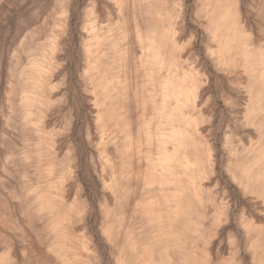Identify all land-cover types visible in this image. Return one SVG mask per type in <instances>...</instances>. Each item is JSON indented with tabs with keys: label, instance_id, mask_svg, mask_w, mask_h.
<instances>
[{
	"label": "rangeland",
	"instance_id": "374dc122",
	"mask_svg": "<svg viewBox=\"0 0 264 264\" xmlns=\"http://www.w3.org/2000/svg\"><path fill=\"white\" fill-rule=\"evenodd\" d=\"M59 1L0 0V264H264L257 249L264 245V0H236L242 34L252 32L253 39L242 35L247 40L229 53V65L227 59L218 62L217 41L200 14L210 0H164L166 11L177 10L176 45L161 48L164 62L155 66L147 43L159 28L149 30L153 22H147L146 5L63 0L69 3L66 13ZM92 37L101 49L95 69L85 52ZM174 51L179 58H171ZM232 61L239 68L231 69ZM36 74L37 84L31 82ZM99 76L109 96L92 85ZM178 82L188 92L182 91L179 110L168 116L164 91ZM171 129L182 131L184 138H170ZM231 166L246 168L247 176L237 177ZM193 185L195 194L189 189ZM176 189L183 204L171 217L179 206ZM41 195L49 197V208L40 205Z\"/></svg>",
	"mask_w": 264,
	"mask_h": 264
},
{
	"label": "bare ground",
	"instance_id": "6f19581e",
	"mask_svg": "<svg viewBox=\"0 0 264 264\" xmlns=\"http://www.w3.org/2000/svg\"><path fill=\"white\" fill-rule=\"evenodd\" d=\"M72 1V0H71ZM94 1V0H93ZM106 1H110V0H106ZM132 1V0H131ZM133 1H138V2H141L142 4H144V5H146V7L147 8H144V9H146V16H147V22H148V24L152 21L153 23H152V25H153V28L151 27L152 25H150L149 27H151V28H149V30H154V31H157V29L159 28V30L156 32V34L154 33H152L157 39H158V44L156 43V42H153V40H154V36H148V43H147V47L149 48V50L150 51H152L150 54H151V56H150V58H151V62H153V64H154V66L156 65V63H158V65L161 63V65H162V63L164 62V57L162 56V54H160V53H162V49L161 48H164L165 49V47L167 46V45H170L171 47L172 46H175L176 45V38H175V36L176 35H174L175 33H173L172 32V26L174 25V24H176L177 25V23H178V21H173L174 19H175V17L177 16V10H172L171 8L169 9V11L167 10H165V4L163 3V1L164 0H133ZM174 1V0H173ZM238 1V0H237ZM251 1H253V0H251ZM75 2V1H74ZM90 2V1H89ZM101 1H99V3H100ZM112 2H114L113 0H112ZM116 2L118 3V4H120V2L119 1H117L116 0ZM121 2H122V0H121ZM123 2H125L124 0H123ZM241 2V1H240ZM239 2V3H240ZM72 3V2H71ZM95 3V1L93 2V4ZM97 3V2H96ZM111 3V2H110ZM109 3V4H110ZM127 3L128 2H126V4L125 5H127ZM207 3V2H206ZM238 3V2H237ZM250 3V2H249ZM254 3V2H253ZM69 4V3H68ZM68 4L66 5V4H64L63 3V0H60L59 1V5H58V7H59V10H61V12H63V11H65V8L64 7H66V6H68ZM90 4H91V2H90ZM89 4V5H90ZM104 4V3H103ZM102 4V2L100 3V5H103ZM106 4V3H105ZM122 4V3H121ZM242 4H244V3H242ZM241 4V5H242ZM66 5V6H65ZM115 5V4H114ZM114 5H112L113 7H115ZM132 5V4H131ZM170 5V4H169ZM195 5V4H194ZM238 5V4H237ZM251 5V4H250ZM189 6V5H188ZM244 6V9H246L245 7H247V6H245V5H243ZM254 6V5H253ZM253 6H252V8L250 7V10L252 11L253 10ZM93 7V6H92ZM105 7V6H104ZM103 7V8H104ZM112 7V10L114 9ZM118 7V5L116 6V8ZM237 7V8H236ZM255 7V6H254ZM91 8V7H90ZM107 8H108V6H107ZM118 8H120V7H118ZM109 9V8H108ZM133 9V8H132ZM131 9V10H132ZM137 9V8H136ZM141 9H143V8H141ZM168 9V8H167ZM188 9V8H187ZM237 9H238V6H236V0H210V2L207 4V5H205V8H203V10H201V16L202 17H204L205 18V27L209 30V31H211V33L213 34V37L216 39V41H217V44H218V54H217V56H218V62H221L222 60H226L227 59V61L225 62V64L227 63H229L230 61H228V59H231L230 58V55H229V53L230 52H232L233 51V53H234V50L236 49V47H240V49H241V46L243 45L242 43L240 44V42H242V41H245V40H247V39H244L243 38V36H246V37H249V36H251V34H252V32H250L251 34L250 35H248V34H246V35H243L242 34V31H241V29H240V25H239V18L240 17H238L239 16V12L240 11H237ZM239 9H241V8H239ZM58 10V11H59ZM90 10H91V12H90ZM89 10V12L90 13H92L93 14V11H95V10H93L92 11V8ZM117 10V9H116ZM122 10V9H121ZM101 11V10H100ZM109 11H110V9H109ZM119 11V10H118ZM246 11L247 10H245L244 12L246 13ZM66 12V11H65ZM67 12H70V10L69 11H67ZM66 12V13H67ZM88 12V13H89ZM96 12H97V9H96ZM103 12V11H102ZM107 12V11H106ZM113 12H115V11H113ZM133 12H134V14H135V11H132V14H133ZM145 12V10L143 11V14H145L144 13ZM237 12H238V16H237ZM252 12H254V11H252ZM109 13V12H108ZM121 13V12H120ZM250 13V12H249ZM256 13V12H255ZM63 14H65V13H63ZM137 14V13H136ZM251 14V13H250ZM66 15V14H65ZM65 15L63 16V21H62V24L60 23V25H61V28H62V26H64V24H65V19H66V17H65ZM69 15V14H68ZM106 15H109V14H106ZM112 15V14H111ZM116 15V14H115ZM122 15V14H121ZM62 16V15H61ZM126 16H127V14H126ZM134 16V15H133ZM137 16V15H136ZM141 16V15H140ZM186 16V15H185ZM184 16V17H185ZM190 16V15H189ZM244 16V15H243ZM252 17H253V15H251ZM118 17V16H117ZM183 17V18H184ZM237 17H238V19H237ZM44 18V17H43ZM59 18V17H58ZM68 18V17H67ZM108 18V17H107ZM124 18V17H123ZM134 18V17H133ZM190 18V17H189ZM255 18H257V17H255ZM46 17H45V22H46ZM61 19V18H60ZM138 19V18H137ZM257 19H259V18H257ZM58 20V19H57ZM124 20V19H123ZM122 20V21H123ZM144 20H146V19H144ZM244 20V19H243ZM253 20V19H252ZM256 20V19H255ZM255 20H253V22H255ZM40 21H42V20H40ZM121 21V22H122ZM124 21H126V20H124ZM132 21H133V19H132ZM134 21H136V19L134 20ZM259 21H261V19L259 20ZM60 22H61V20H60ZM127 22V21H126ZM47 23V22H46ZM55 23V22H54ZM130 23V22H129ZM134 23V22H133ZM141 23H142V20H141ZM144 23H146V22H144ZM187 23V22H186ZM191 23V22H190ZM242 23H244V22H242ZM257 23H260V22H255V24H256V26H257ZM40 24V23H39ZM56 24V23H55ZM58 24H59V22H58ZM69 24V23H68ZM136 24V23H135ZM135 24H134V26H135ZM249 24V23H248ZM59 25V26H60ZM129 25V24H128ZM144 25V24H143ZM193 25V24H192ZM242 25V24H241ZM262 28H263V26L261 25V24H259ZM45 26V25H44ZM66 26V25H65ZM68 26H70V25H68ZM123 26V25H122ZM137 26V25H136ZM136 26H135V28H136ZM139 26V25H138ZM142 26V25H141ZM140 26V27H141ZM259 26V27H260ZM34 27V26H33ZM39 27H41V26H38V28ZM43 27V26H42ZM127 28H128V26H126ZM144 28H145V25L143 26ZM249 27H250V24H249ZM254 28V30L255 29H260V28ZM35 28V27H34ZM89 28V27H88ZM91 29H92V26L90 27ZM130 28V27H129ZM139 28V27H138ZM46 29V28H45ZM65 29V28H64ZM72 29V28H71ZM94 29V28H93ZM122 29H123V27H122ZM249 29V28H248ZM61 30V29H60ZM68 30V29H67ZM70 30V29H69ZM139 30V29H138ZM245 30H247V29H245ZM32 31H34V30H32ZM36 31H39V30H36ZM42 31V30H41ZM71 31V30H70ZM69 31V32H70ZM129 31V30H128ZM128 31H126V32H128ZM135 31H137V30H135ZM140 31V30H139ZM148 31V30H147ZM243 31H244V29H243ZM250 31H251V29H250ZM29 32H31L30 30H29ZM53 32V31H52ZM65 32V31H64ZM245 32V31H244ZM27 33V32H26ZM45 33V32H44ZM43 33V34H44ZM138 33H140V32H138ZM178 33V32H177ZM120 34H122L123 35V33H120ZM131 34V33H130ZM211 34V35H212ZM36 35V34H35ZM64 35V34H63ZM91 35H93V34H91ZM178 35H180V34H178ZM243 35V36H242ZM248 35V36H247ZM26 36V35H25ZM40 36V35H39ZM43 36V35H42ZM64 36H66V35H64ZM68 36V35H67ZM86 36V35H85ZM94 36V35H93ZM95 36H97V35H95ZM127 36V35H126ZM31 37V36H30ZM41 37V36H40ZM51 37V36H50ZM99 37V36H98ZM254 37H256V36H254ZM258 37V36H257ZM49 38V37H48ZM47 38V39H48ZM68 38V37H67ZM94 37H92L91 39H89L87 42H86V44H85V52H86V56H87V61L88 62H90V65H89V67H91V68H93V69H95V67H94V65L96 66L97 65V61H98V53H99V49H98V44H100V42H97L98 40H94L93 39ZM97 38V37H96ZM100 39L102 38V35L99 37ZM129 38V37H128ZM155 38V39H156ZM242 38H243V40H242ZM250 38H252V36L250 37ZM46 39V40H47ZM50 39V38H49ZM63 39V38H62ZM98 39V38H97ZM130 39V38H129ZM156 39V40H157ZM253 39V38H252ZM251 39V40H252ZM24 40V39H23ZM126 40V39H125ZM181 40V39H180ZM186 40V39H185ZM242 40V41H241ZM248 40H250L249 38H248ZM260 40V39H259ZM261 40H263V39H261ZM126 41H128V40H126ZM130 41H131V39H130ZM258 41V40H257ZM23 42V41H22ZM28 42V41H27ZM45 42V41H44ZM43 42V43H44ZM181 42H183V41H181ZM193 42V41H192ZM46 43V42H45ZM128 43H129V41H128ZM144 43V42H143ZM244 43V42H243ZM23 44H25V43H23ZM94 44H96V45H94ZM125 44H126V42H125ZM208 44V43H207ZM245 44V43H244ZM248 44V43H247ZM257 44V43H256ZM29 45V44H28ZM32 45V44H31ZM144 45V44H143ZM156 45H158V46H156ZM188 45V44H187ZM239 45V46H238ZM248 45H250V42H249V44ZM26 46V45H25ZM181 46V45H180ZM189 46V45H188ZM187 46V47H188ZM263 46V45H262ZM116 47V46H115ZM169 47V46H168ZM187 47H185V49L187 48ZM243 47V46H242ZM247 47V46H246ZM250 47V46H249ZM111 48V47H110ZM180 48H182V47H180ZM184 48V47H183ZM245 48V47H244ZM102 49H104V48H102ZM132 49V48H131ZM143 49V48H142ZM167 49V48H166ZM172 49H173V47H172ZM184 49V51H186ZM198 49V48H197ZM250 49V48H249ZM253 50H256L255 49V47L253 46V48H252ZM259 50H261V48H258ZM257 49V50H258ZM19 50V49H18ZM101 50V49H100ZM124 50H125V48H124ZM171 50V49H170ZM180 50V49H179ZM182 50V49H181ZM258 50V51H259ZM262 50H263V48H262ZM21 51V50H20ZM24 51V50H23ZM144 51V50H143ZM249 51V50H248ZM250 51H252V50H250ZM249 51V52H250ZM19 52V51H18ZM121 52H122V49H121ZM146 52H148V51H146ZM182 52V51H181ZM213 52H215V51H213ZM236 52V51H235ZM242 52V51H241ZM245 52V51H244ZM253 52V51H252ZM21 53V52H20ZM101 53V52H100ZM126 53V52H125ZM141 53H142V51H141ZM192 53V52H191ZM246 53H248V52H246ZM246 53H244V56H245V54ZM251 53V52H250ZM259 53V55L262 53V51H260V52H258ZM258 53H257V55H258ZM103 54H104V51H103ZM127 54H128V52H127ZM135 54H136V52H135ZM148 54V53H147ZM149 54V55H150ZM182 54V53H181ZM187 54V53H186ZM190 54V53H189ZM199 54V53H198ZM142 54H140L139 56H141ZM148 55V56H149ZM250 55V54H249ZM258 55V56H259ZM262 55H263V53H262ZM103 56H105V55H103ZM127 56V55H126ZM169 56V55H168ZM185 56V55H184ZM194 56V55H193ZM228 56H229V58H228ZM234 56V55H233ZM257 56V57H258ZM107 57V56H106ZM176 57H178L179 58V53H177L176 51H174V52H172V56H171V58L172 59H175ZM246 57H248V56H246ZM253 57H255L254 55L252 56V58ZM14 58V57H13ZM23 58V57H22ZM202 58V57H201ZM259 58V57H258ZM263 58V57H262ZM12 59V58H11ZM102 59V58H101ZM106 59V58H105ZM171 59V60H172ZM181 59V58H180ZM179 59V60H180ZM247 59V58H246ZM250 59V58H249ZM249 59H247V60H249ZM23 60H24V58H23ZM124 60H125V58H124ZM168 60V59H167ZM211 60V59H210ZM243 60H245V58L243 59ZM253 59H251V60H249V61H252ZM257 60V59H256ZM263 60V59H262ZM48 60H46V62H47ZM140 61V60H139ZM147 61H149V60H147ZM163 61V62H162ZM175 61H177V59L175 60ZM249 61H248V63H249ZM259 61H261V60H259ZM11 62V61H10ZM144 62H146V61H144ZM150 62V61H149ZM190 62V61H189ZM205 62V61H204ZM243 62V61H242ZM241 62V63H242ZM232 63H233V61H232ZM231 63V65H233L234 67L233 68H231V69H236V66H237V68H239V66L236 64V63H233L232 64ZM245 64H246V62H244ZM9 64V63H8ZM128 64V63H127ZM142 64H143V62H142ZM145 64V63H144ZM205 64H206V62H205ZM215 64H218V63H215ZM214 64V65H215ZM230 64V63H229ZM228 64V65H229ZM250 64V63H249ZM249 64H246V65H249ZM150 65H151V63H150ZM160 65V66H161ZM171 65V64H170ZM175 65V64H174ZM177 65V64H176ZM230 65V67H232ZM244 65V64H243ZM242 65V66H243ZM12 66V65H11ZM42 66V65H41ZM133 66V65H132ZM149 66V65H148ZM153 65H152V67L151 68H155ZM253 66V65H252ZM262 66V65H261ZM144 67V66H143ZM157 67V66H156ZM162 67V66H161ZM182 67H183V65H182ZM223 67V66H222ZM227 67V66H226ZM243 67H246L247 68V66H243ZM242 67V68H243ZM250 67H251V65H250ZM264 66H262V68H263ZM47 68V67H46ZM148 68V67H147ZM158 68V67H157ZM160 68V67H159ZM200 68V67H199ZM211 68V67H210ZM218 68H221V67H218ZM228 68V67H227ZM242 68H240V69H242ZM178 69V68H177ZM185 69H186V66H185ZM189 68H187V70H188ZM225 69V68H224ZM248 69H249V67H248ZM254 69V68H253ZM140 70V69H139ZM150 70V69H149ZM148 70V71H149ZM152 70H154V69H152ZM151 70V71H152ZM162 70V69H161ZM171 70V69H170ZM170 70H167V72H166V77H167V80L168 81H170V75H172V74H169V72H170ZM226 70V69H225ZM228 70H229V68H228ZM227 70V71H228ZM233 70V71H234ZM255 70V69H254ZM11 71V70H10ZM61 71H62V69H61ZM156 71V70H155ZM183 71V70H182ZM198 71V70H197ZM217 71V70H216ZM221 71V70H220ZM232 71V70H231ZM242 71V70H241ZM7 72V71H6ZM131 72V71H130ZM157 72V71H156ZM184 72V71H183ZM189 72H190V70H189ZM204 72V71H203ZM235 72V71H234ZM237 72V71H236ZM235 72V73H236ZM264 72V71H263ZM52 73V72H51ZM61 73V72H60ZM151 73V72H150ZM198 73V72H197ZM226 73V72H225ZM244 73L246 74V72L244 71ZM244 73H241L242 74V76H244V77H246L245 76V74ZM247 73H249L248 71H247ZM10 74V73H9ZM39 74H41V73H39ZM39 74H36V75H34V76H31V82H33V83H35V84H37L38 83V81H39ZM125 74H126V72H125ZM143 74H144V71H143ZM147 74H148V72H147ZM146 74V75H147ZM156 74V73H155ZM158 74V73H157ZM228 74V73H227ZM241 74H240V76H241ZM250 74V73H249ZM120 75V74H119ZM131 75V74H130ZM149 75V74H148ZM158 75H161L160 73L158 74ZM200 75V74H199ZM205 75V74H204ZM237 75V74H236ZM239 75V74H238ZM264 75V74H263ZM13 76V75H12ZM12 76H10V77H12ZM121 76V75H120ZM136 76V75H135ZM209 76V75H208ZM232 76V75H231ZM235 76V75H234ZM240 76L239 77H236V78H240ZM24 77V76H23ZM87 77V76H86ZM85 77V78H86ZM149 76H147L146 78H148ZM160 77V76H159ZM165 77V76H164ZM163 77V78H164ZM244 77L242 78V80L244 79ZM104 77L103 76H99V77H96V80H92V82H93V86L97 89V91L99 92V93H103V95L104 96H109L111 93H110V91H109V86H108V84H107V82L103 79ZM154 78V77H153ZM185 78V77H184ZM183 78V79H184ZM203 78H204V76H203ZM233 78V77H232ZM235 78V77H234ZM259 78H261V77H259ZM7 79V78H6ZM9 80H10V78H8ZM15 79V78H14ZM157 79H159V78H157ZM192 79V78H191ZM194 79H196V78H194ZM241 79V78H240ZM246 79V78H245ZM13 80V79H12ZM148 80V79H147ZM179 80H180V78H179ZM198 80H200V79H198ZM205 80V79H204ZM204 80H202V81H204ZM232 80H234V79H232ZM232 80L230 81V82H232ZM241 80V81H242ZM15 81V80H14ZM44 81V80H43ZM158 81V80H157ZM160 81H161V79H160ZM173 81V80H172ZM177 81V80H176ZM187 81H189L190 82V80H187ZM194 81V80H193ZM209 81V80H208ZM236 81V80H235ZM246 81V80H245ZM8 82H10V81H8ZM50 82V81H49ZM153 82V81H152ZM151 82V83H152ZM222 82V81H221ZM239 82H240V80H239ZM258 82V81H257ZM45 83H46V81H45ZM150 83V84H151ZM245 83V82H244ZM262 84H263V82H261ZM11 84H13V83H11ZM160 84V83H159ZM163 84V83H162ZM186 84V83H185ZM193 84V83H192ZM204 84V83H203ZM234 84V83H233ZM242 84V83H241ZM247 85H248V83H246ZM245 84V85H246ZM7 85V87H8V84H6ZM15 85V84H14ZM166 85H167V83H166ZM211 85V84H210ZM12 86V85H11ZM162 86V85H161ZM174 86V85H173ZM190 86V85H189ZM193 86V85H192ZM215 86V85H214ZM239 86V85H238ZM241 86V85H240ZM244 86V85H243ZM165 87V86H164ZM195 87H197V86H195ZM237 87V86H236ZM12 88V87H11ZM131 88V87H130ZM155 88V87H154ZM160 88H162V87H160ZM229 88H231V87H229ZM233 88V87H232ZM246 88V87H245ZM149 89H150V87H149ZM165 89V88H164ZM174 90H165L164 91V95H165V99H164V101H163V103H162V105H163V110L165 111V113L169 116V115H171V114H174L175 113V110H179V107H180V105H181V103H179L178 101H179V98L181 99L182 97H180L181 96V94H182V91L183 90H185V91H187V88L185 87V89H184V83L183 84H181L180 82H178V83H176V88H173ZM204 89H205V87H204ZM241 89V88H240ZM244 89V88H243ZM242 89V90H243ZM17 90V89H16ZM201 90V89H200ZM208 90V89H207ZM212 90V89H211ZM7 91V90H6ZM160 91V90H159ZM206 91V90H205ZM15 92V91H14ZM188 92V91H187ZM195 92V91H194ZM235 92H237V90L235 91ZM251 92H253V91H251ZM250 92V93H251ZM151 93H153V92H151ZM159 93V92H158ZM160 93H161V91H160ZM193 93V92H192ZM213 93V92H212ZM215 93V92H214ZM244 93V92H243ZM242 93V94H243ZM7 94H8V92H7ZM194 94V93H193ZM228 94V93H227ZM227 94H225L226 96H227ZM230 94V93H229ZM236 94V93H235ZM238 94V93H237ZM241 94V93H240ZM187 95V93H185V96ZM213 95V94H212ZM7 96V95H6ZM10 96V95H9ZM118 96V95H117ZM197 96V95H196ZM205 96V95H204ZM209 96V95H208ZM223 96V95H222ZM245 96V95H244ZM120 97V96H119ZM210 97V96H209ZM229 97V96H228ZM237 97V96H236ZM235 97V98H236ZM254 97V96H253ZM256 97V96H255ZM259 97V96H258ZM9 98H11L12 99V97H9ZM103 98V97H102ZM129 98V97H128ZM189 98V97H188ZM226 98V97H225ZM239 98V97H238ZM241 98V97H240ZM244 98V97H243ZM251 98V97H250ZM141 99V98H140ZM217 99V98H216ZM7 100V99H6ZM13 100V99H12ZM12 100H11V102H12ZM14 100H15V98H14ZM129 100V99H128ZM210 100V99H209ZM226 100V99H225ZM230 100H233V99H230ZM240 100V99H239ZM243 100V99H242ZM259 101L261 100V99H258ZM203 101V100H202ZM202 101H201V103H202ZM206 101V100H205ZM227 101V102H226ZM225 102H226V104L228 103V100H226ZM237 101V100H236ZM245 101V100H244ZM254 101V100H253ZM252 101V102H253ZM256 99H255V103H256ZM258 101V102H259ZM129 102V101H128ZM223 102V101H222ZM229 102H231V101H229ZM257 102V103H258ZM10 103V102H9ZM50 103V102H49ZM190 103V102H189ZM200 103V102H199ZM234 103V102H233ZM254 103V104H255ZM13 104V103H12ZM11 104V105H12ZM102 104V103H101ZM225 104V103H224ZM239 104H240V102H239ZM239 104H238V106H239ZM243 104V103H242ZM10 105V106H11ZM233 105V104H232ZM9 106V105H8ZM196 106H198V105H196ZM217 106V105H216ZM235 106V105H234ZM257 106V105H256ZM50 107V106H49ZM48 107V108H49ZM130 107V106H129ZM232 107V106H231ZM230 107V108H231ZM237 107V106H236ZM51 108V107H50ZM199 108H201V107H199ZM232 108H234V107H232ZM231 108V109H232ZM238 108V107H237ZM240 108V107H239ZM248 108V107H247ZM8 109H10V108H8ZM68 109V108H67ZM203 109V108H202ZM12 110H13V108H12ZM11 110V111H12ZM32 110V109H31ZM30 110V111H31ZM49 110H51V109H49ZM54 110V109H53ZM58 110H59V108H58ZM57 110V111H58ZM182 110V109H181ZM230 110V109H229ZM248 110V109H247ZM10 111V110H9ZM52 111V110H51ZM68 111V110H67ZM242 111V110H241ZM144 112V111H143ZM228 112V111H227ZM230 112V111H229ZM233 112V111H232ZM234 112H235V110H234ZM242 112H244V111H242ZM12 113V112H11ZM63 114V113H62ZM68 114V113H67ZM151 114V113H150ZM165 114V115H166ZM234 114H236V113H234ZM233 114V115H234ZM69 115V114H68ZM176 115V114H175ZM239 115H241V113H239ZM260 115V114H259ZM172 116H174V115H172ZM196 116V115H195ZM236 116V115H235ZM9 117V116H8ZM12 117V116H11ZM58 117V116H57ZM137 117V116H136ZM149 117H150V115H149ZM240 117V116H239ZM239 117H236V118H239ZM175 118V117H174ZM15 119V118H14ZM42 119H43V117H42ZM235 119V118H234ZM10 120V119H9ZM44 121H45V119H43ZM240 120V119H239ZM254 120H256V119H254ZM238 123H239V121H238ZM245 123V122H244ZM40 124V123H39ZM42 124V123H41ZM49 124V123H48ZM10 125H11V123H10ZM240 125V124H239ZM239 125L238 126H236V127H239ZM45 126V125H44ZM11 127V126H10ZM18 127V126H17ZM243 127H245L244 125H243ZM243 127H241L240 129H242ZM27 128V127H26ZM45 128V127H44ZM132 128V127H131ZM247 128H249V126H247ZM253 128V127H252ZM32 129V128H31ZM208 129V128H207ZM45 130V129H44ZM132 130V129H131ZM236 130V129H235ZM239 130V129H238ZM253 130V129H252ZM251 130V131H252ZM243 131V130H242ZM241 131V132H242ZM45 132V131H44ZM69 132V131H68ZM133 132V131H132ZM131 132V133H132ZM210 132V131H209ZM240 132V133H241ZM246 133V132H245ZM249 133V132H248ZM253 133V132H252ZM129 134V133H128ZM133 134V133H132ZM231 134V133H230ZM233 134H234V131H233ZM175 135V136H174ZM234 135H236V134H234ZM240 135V134H239ZM250 135V134H249ZM254 135H256L255 134V132H254ZM170 138H172L173 136L174 137H177L178 136V139H182V138H184V136H183V132L182 131H179V130H172L171 129V131H170ZM241 136V135H240ZM239 136V137H240ZM247 136V135H246ZM252 136V135H251ZM251 136H249L248 137V141L250 140L249 138H251ZM257 136H258V134H257ZM106 137V136H105ZM113 137H114V135H113ZM185 137H186V139L188 140V135L185 133ZM243 137H244V135H243ZM131 138H132V136H131ZM236 138H238V137H236ZM8 139H11V138H8ZM167 139V138H166ZM241 139H242V137H241ZM246 139V138H245ZM26 140V139H25ZM252 140V139H251ZM254 140H256V139H254ZM253 140V141H254ZM12 141V140H11ZM65 141V140H64ZM63 141V142H64ZM142 141V140H141ZM144 141V140H143ZM162 141V140H161ZM185 141V140H184ZM242 141V140H241ZM248 141H246V143L248 142ZM8 142V141H7ZM186 142V141H185ZM245 142V141H244ZM250 142V141H249ZM248 142V143H249ZM15 143V142H14ZM13 143V141H12V144H14ZM60 143V142H59ZM190 143H192V142H190ZM245 143V144H246ZM247 143V144H248ZM3 144V143H2ZM6 144V142L4 143V145ZM9 144H10V142H9ZM252 144V143H251ZM253 144H255V143H253ZM49 145V144H48ZM106 145V144H105ZM133 145V144H132ZM6 146H8V145H5V147ZM54 146H56V145H54ZM60 146V145H59ZM58 146V147H59ZM62 146V145H61ZM60 146V147H61ZM251 146V145H250ZM9 147H10V145H9ZM51 147V146H50ZM65 147V146H64ZM109 147V146H108ZM107 147V148H108ZM204 147V146H203ZM12 148V147H11ZM168 148V147H167ZM252 148V147H251ZM8 149V148H7ZM13 149V148H12ZM53 149H54V147H53ZM60 149V148H59ZM97 149H98V146H97ZM106 149V148H105ZM142 149V148H141ZM253 149V148H252ZM14 150V149H13ZM178 150V149H177ZM132 151V150H131ZM253 151V150H252ZM8 152V151H7ZM11 152V151H10ZM58 152H59V150H58ZM63 152V151H62ZM254 152V151H253ZM6 153V152H5ZM9 153V152H8ZM71 153V152H70ZM169 153V152H168ZM59 154H61V151H60V153ZM171 154V153H170ZM169 154V155H170ZM201 154V153H200ZM70 155V154H69ZM168 155V154H167ZM173 156H175V155H173ZM7 157H11V156H7ZM17 157V156H16ZM16 157H11L12 159L13 158H16ZM230 157V156H229ZM18 158V157H17ZM11 159V160H12ZM174 159V158H173ZM191 159H192V157H191ZM190 159V160H191ZM173 161V160H172ZM15 163H16V160H15ZM164 163V162H163ZM184 163L185 164H188L189 162L187 161V160H185L184 161ZM226 163H227V161H226ZM190 164V163H189ZM235 164V163H234ZM14 165V164H13ZM141 165V164H140ZM181 165L184 167V169H185V165H183L182 163H181ZM194 165V164H193ZM11 166H12V164H11ZM125 166V165H124ZM144 166V165H143ZM234 166V165H233ZM19 167V166H18ZM117 167V166H116ZM141 167V166H140ZM229 167H230V165H229ZM232 167V166H231ZM233 168V174H235L237 177H239V178H245L246 176H247V170H246V168H241V167H238V166H235V167H232ZM231 168V169H232ZM17 169V168H16ZM15 169V170H16ZM19 169V168H18ZM132 169H134V167L132 168ZM226 169V168H225ZM13 170V169H12ZM14 170V171H15ZM154 170V169H153ZM230 170V169H229ZM6 172H8L7 171V169L5 170ZM124 171V170H123ZM122 171V172H123ZM130 171V170H129ZM117 172V171H116ZM133 172V171H132ZM151 172V171H150ZM159 172V171H158ZM184 172L186 173L187 172V170L185 169L184 170ZM179 173V172H178ZM144 174V173H143ZM155 174V173H154ZM195 174V173H194ZM129 175V174H128ZM133 175V174H132ZM116 176V175H115ZM231 176V175H230ZM14 177H16V176H14ZM123 177V176H122ZM155 178V177H154ZM153 178V179H154ZM184 178V177H183ZM181 179V178H180ZM185 179V178H184ZM189 179H190V177H189ZM188 179V180H189ZM233 180V179H232ZM182 181H183V179H182ZM209 181V180H208ZM180 182V181H179ZM192 184H194L195 183V181H193V180H191L190 181ZM62 183V182H61ZM172 183H174V182H172ZM116 185V184H115ZM195 185V184H194ZM194 185L191 187V188H189V189H192V193L193 194H195V193H197V192H195V188H194ZM235 185V184H234ZM179 186V185H178ZM27 188V187H26ZM238 188V187H237ZM25 189V188H24ZM28 189V188H27ZM37 189V188H36ZM39 190V189H38ZM226 190V189H225ZM240 190V189H239ZM238 190V191H239ZM24 191V190H23ZM43 191V190H42ZM177 191V192H176ZM176 191H175V193H176V201H177V204L179 205V206H177L176 208H178V209H176L175 208V210L173 211V212H171V213H169L170 214V216L171 217H174L175 215H177L178 214V211L180 212V210H179V208L180 207H182V205L181 204H183V202H182V200H181V194H182V192L180 191V190H177L176 189ZM186 192V191H185ZM40 193V192H39ZM227 193V192H226ZM234 193V192H233ZM232 193V194H233ZM46 195V194H45ZM65 195V194H64ZM198 195H200V194H198ZM40 196V195H39ZM42 196V195H41ZM63 196V195H62ZM241 197H242V195H240ZM247 196H248V193H247ZM48 196H46V197H43L42 196V200L39 202L40 203V205H42V207L43 208H49V200L50 199H48V202H47V200L45 199V198H47ZM64 197V196H63ZM187 197V196H186ZM191 197V196H190ZM253 197H255V196H253ZM49 198V197H48ZM112 198V197H111ZM250 198V197H249ZM256 198V197H255ZM106 199V198H105ZM107 200V199H106ZM243 200V199H242ZM246 200V199H245ZM254 200V199H253ZM252 200V201H253ZM248 201V200H247ZM4 202H5V200H4ZM52 202V201H51ZM193 202V201H192ZM192 202H190V203H192ZM254 202V201H253ZM258 202V201H257ZM1 203V202H0ZM250 203V202H249ZM252 203V202H251ZM7 204V203H6ZM55 204V203H54ZM121 204V203H120ZM171 204V203H170ZM194 204V203H193ZM247 204V203H246ZM252 204H254L255 205V203H252ZM258 204V203H257ZM2 204H0V206H1ZM21 205V204H20ZM60 205V204H59ZM123 205V204H122ZM168 205V204H167ZM172 205V204H171ZM188 205V204H187ZM249 205V204H248ZM251 205V204H250ZM186 206V205H185ZM192 206V205H191ZM253 206V205H252ZM259 206V205H258ZM76 207V206H75ZM188 207V206H187ZM196 207V206H195ZM234 207H235V205H234ZM8 208V207H7ZM150 208V207H149ZM230 208V207H229ZM228 208V209H229ZM238 208V207H237ZM241 208V207H240ZM247 208H249V207H247ZM253 208H255V207H253ZM257 208V207H256ZM23 209V208H22ZM25 209V208H24ZM106 209V208H105ZM124 209V208H123ZM153 209V208H152ZM210 209V208H209ZM242 209H244L243 207H242ZM251 209V208H250ZM264 209V208H263ZM6 209H4V211H5ZM245 210V209H244ZM260 210V209H259ZM0 211H1V209H0ZM3 211V210H2ZM73 211V210H72ZM195 211V210H194ZM248 211V210H247ZM257 211V210H256ZM6 212V211H5ZM120 212V211H119ZM228 212V211H227ZM255 212V211H254ZM258 212V211H257ZM25 213V212H24ZM27 213V212H26ZM26 213H25V215H26ZM70 213V212H69ZM154 213V212H153ZM194 213V212H193ZM244 213V212H243ZM249 213V212H248ZM256 213V212H255ZM68 214V213H67ZM161 214V213H160ZM159 214V215H160ZM258 214V213H257ZM256 214V215H257ZM70 215H71V213H70ZM115 215V214H114ZM245 215H246V213H245ZM250 215V214H249ZM262 215V214H261ZM3 216V215H2ZM1 216V217H2ZM27 216H28V214H27ZM79 216H80V214H79ZM191 216H192V214H191ZM241 216V215H240ZM247 216V215H246ZM260 216V213L258 214V217ZM76 217V216H75ZM251 217V216H250ZM258 217H256V218H258ZM3 218V217H2ZM5 218V217H4ZM27 218H29V216L27 217ZM66 218V217H65ZM81 218V217H80ZM240 218V217H239ZM260 218V217H259ZM258 218V219H259ZM30 219V218H29ZM41 219V218H40ZM43 219V218H42ZM70 219V218H69ZM77 219V218H76ZM234 219V218H233ZM254 219V218H253ZM3 220V219H2ZM8 219H6V221H7ZM81 220V219H80ZM104 220V219H103ZM256 220V219H255ZM5 221V220H4ZM9 221V220H8ZM7 221V222H8ZM106 221V220H105ZM233 221V220H232ZM257 221V220H256ZM103 222V221H102ZM154 222V221H153ZM259 222V221H258ZM3 223V222H2ZM29 223H31L30 221H29ZM105 223V222H104ZM162 223V222H161ZM264 223V222H263ZM7 224V223H6ZM257 224V223H256ZM29 225H31V224H29ZM259 225H262L261 223H259L258 224V226ZM255 226V225H254ZM6 227V226H5ZM68 227V226H67ZM70 227H72V226H70ZM108 227H109V225H108ZM260 227V226H259ZM263 227V226H262ZM261 227V228H262ZM69 228V227H68ZM178 228V227H177ZM70 230V229H69ZM120 230V229H119ZM216 230V229H215ZM243 230H245V229H243ZM261 230V229H260ZM71 231V230H70ZM74 231V230H73ZM115 231V230H114ZM227 231V230H226ZM177 232V231H176ZM73 233H76V231L75 232H73ZM119 233V232H118ZM230 233V232H229ZM262 233H263V231H262ZM262 233H261V235H262ZM67 234V233H66ZM69 234V233H68ZM237 234V233H236ZM253 234V233H252ZM72 235H74V234H72ZM71 235V236H72ZM115 235V234H114ZM215 235V234H214ZM230 235V234H229ZM256 235V234H255ZM106 236V235H105ZM249 236H251V235H249ZM248 236V237H249ZM66 237V236H65ZM108 237V236H107ZM247 237V238H248ZM260 237V236H259ZM82 238V237H81ZM80 238V240H82ZM221 238V237H220ZM258 238V237H257ZM68 239V238H67ZM74 239H76V238H74ZM106 239V238H105ZM259 239V238H258ZM73 240V239H72ZM79 240V239H78ZM219 240V239H218ZM65 241V240H64ZM69 241V240H68ZM251 241V240H250ZM63 242V241H62ZM61 242V245L63 244ZM67 242V241H66ZM70 242H72V241H70ZM82 242V241H81ZM86 242V241H85ZM115 242V241H114ZM113 242V243H114ZM195 242V241H194ZM209 242V241H208ZM218 242H220V241H218ZM109 243H110V241H109ZM108 243V244H109ZM112 243V242H111ZM85 244V243H84ZM194 244V243H193ZM212 244V243H211ZM250 244V243H249ZM210 245V244H209ZM262 245V244H261ZM58 246H60L59 244H58ZM218 246V245H217ZM236 246V245H235ZM257 247V246H256ZM64 248V247H63ZM73 248V247H72ZM75 248H79L77 245L75 246ZM112 248V247H111ZM121 248V247H120ZM124 248V247H123ZM218 248V247H217ZM74 249V248H73ZM86 249V248H85ZM109 249H110V247H109ZM118 249V248H117ZM126 249V248H125ZM257 249L259 250V253H260V257L263 259L262 261L264 262V245H262V246H258L257 247ZM66 250V249H65ZM80 250V249H79ZM51 251V250H50ZM56 251V250H55ZM78 251V250H77ZM81 251V250H80ZM150 251V250H149ZM231 251H232V249H231ZM52 252V251H51ZM62 252V251H61ZM64 252V251H63ZM74 252V251H73ZM116 252V251H115ZM217 252V251H216ZM219 252V251H218ZM54 253V252H53ZM57 253H58V251H57ZM56 253V254H57ZM66 253V252H65ZM113 253V252H112ZM123 253V252H122ZM121 253V254H122ZM136 253V252H135ZM55 254V255H56ZM67 254V253H66ZM76 254V253H75ZM75 254H73V255H75ZM124 254H125V252H124ZM160 254V253H159ZM218 254V253H217ZM230 254V253H229ZM229 254H228V257H229ZM232 254V253H231ZM258 254V253H257ZM57 255H59V254H57ZM64 255V254H63ZM72 255V256H73ZM78 255V254H77ZM83 255V254H82ZM85 255V254H84ZM187 255V254H186ZM259 255V254H258ZM67 256V255H66ZM90 256H92V255H90ZM231 256H233V254L231 255ZM257 256V255H256ZM87 257V256H86ZM116 257V256H115ZM118 257H119V255H118ZM124 257V256H123ZM126 257V256H125ZM153 257V256H152ZM234 257V256H233ZM232 257V258H233ZM68 258H69V256H68ZM75 258V257H74ZM84 258V257H83ZM64 260L66 259V258H63ZM93 259V258H92ZM94 259H95V257H94ZM117 259V258H116ZM123 259V258H122ZM152 259V258H151ZM229 259V258H228ZM67 260V259H66ZM87 260V259H86ZM140 260V259H139ZM142 260V259H141ZM148 260V259H147ZM203 260V259H202ZM81 261V260H80ZM97 261V260H96ZM95 261V262H96ZM116 261V260H115ZM119 261H121V260H119ZM127 261V260H126ZM205 261V260H204ZM232 261V260H231ZM235 261H236V259H235ZM94 262V261H93ZM94 262V263H95ZM132 262V261H131ZM138 262V261H137ZM150 262V261H149ZM152 262V261H151ZM155 262V261H154ZM209 262V261H208ZM55 263V262H54ZM69 263V262H68ZM79 263V262H78ZM124 263V262H123ZM146 263H147V261H146ZM145 263V264H146ZM230 263V262H229ZM69 264H76V261H73V260H71L70 261V263ZM135 264V263H134ZM200 264V263H199ZM257 264V263H256Z\"/></svg>",
	"mask_w": 264,
	"mask_h": 264
}]
</instances>
